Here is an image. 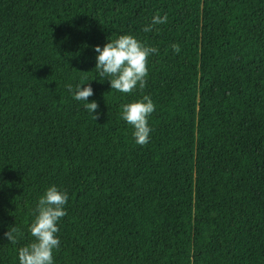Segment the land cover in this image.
Listing matches in <instances>:
<instances>
[{
    "label": "trees",
    "instance_id": "trees-1",
    "mask_svg": "<svg viewBox=\"0 0 264 264\" xmlns=\"http://www.w3.org/2000/svg\"><path fill=\"white\" fill-rule=\"evenodd\" d=\"M120 35L159 50L127 94L95 69ZM146 95L141 146L121 105ZM51 186L54 264H264V0H0V264Z\"/></svg>",
    "mask_w": 264,
    "mask_h": 264
},
{
    "label": "clouds",
    "instance_id": "clouds-1",
    "mask_svg": "<svg viewBox=\"0 0 264 264\" xmlns=\"http://www.w3.org/2000/svg\"><path fill=\"white\" fill-rule=\"evenodd\" d=\"M168 21L167 14L153 16L151 23L143 28L144 32L152 31L154 25L164 24ZM175 53L180 52L177 44L171 45ZM96 68L100 70L101 77H110L108 82L111 89L121 93H131L139 84L143 89L148 75V57L158 54L155 47L142 44L131 35H120L118 39L109 41L103 49L95 47ZM72 92V86H66ZM93 95L91 86L84 87L77 85L74 90V99L85 102V109L93 114V120L99 118L96 102L87 103V99ZM121 119L130 124L134 131L133 136L137 144L143 146L148 143L150 127L148 117L154 112L155 106L149 96H144L142 100L121 105ZM68 202L66 192L59 191L56 186L49 187L44 195L40 197L37 208L34 210L36 215L29 227L33 242L18 249L19 264H54L53 250L58 249L60 241L56 234L59 229L58 221L67 215L64 206ZM21 235L20 230L15 226L4 233L5 238L12 244L17 243V238Z\"/></svg>",
    "mask_w": 264,
    "mask_h": 264
}]
</instances>
